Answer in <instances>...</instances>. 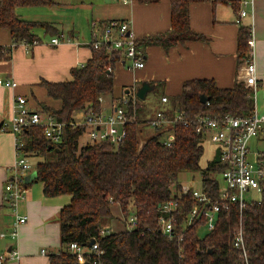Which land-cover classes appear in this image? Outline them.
<instances>
[{
  "label": "trees",
  "instance_id": "16d2710c",
  "mask_svg": "<svg viewBox=\"0 0 264 264\" xmlns=\"http://www.w3.org/2000/svg\"><path fill=\"white\" fill-rule=\"evenodd\" d=\"M200 1L205 0H170V30L136 41L137 51L142 54L147 46L168 48L178 42L201 40L189 26V6ZM54 5L50 0H0V29L9 32L13 47L39 44L35 29L60 36L62 32L52 23L23 20L16 13L18 8ZM249 38L250 26H241L237 40L239 62L246 61L250 52ZM13 47L0 46V62L11 59ZM90 49L87 62L71 69L70 81L40 83L46 96L58 102L59 107L38 104L33 111L65 124L61 143L51 144L41 128H29L21 135L26 156L44 159L34 167L36 179L25 187L39 182L45 197H69L57 218L60 250L48 256L49 264H78L69 245L89 247L91 241L98 246L97 264H264V191L259 200L248 203L241 211L233 205L217 213L214 228L200 236L202 221L187 224L195 202L190 194H182L179 180L181 173H199L207 197L212 202L218 199L217 175L224 167L213 161L205 169L200 167L204 140L196 133L193 122L199 115H249L254 109L251 91L238 82L231 88H218L212 80H188L183 83L181 94L167 98L166 115L184 112L192 125L175 123L167 130L153 129V134L141 143L138 124L145 114L136 98V123L125 127V138L118 145L104 141L79 146L86 127L74 124L73 116L79 112L84 117L97 115L103 101L113 102V69L122 61L117 51ZM200 95L208 97L205 104L200 102ZM149 121L150 118L145 119L147 124ZM170 131L174 140L166 146L163 137ZM172 198L179 200L180 207L174 222L176 235L169 239L160 231L158 205ZM131 215L136 216L137 226L128 230L126 221ZM113 221L116 228L110 227ZM239 230L246 258L233 246Z\"/></svg>",
  "mask_w": 264,
  "mask_h": 264
},
{
  "label": "crops",
  "instance_id": "0c3cea01",
  "mask_svg": "<svg viewBox=\"0 0 264 264\" xmlns=\"http://www.w3.org/2000/svg\"><path fill=\"white\" fill-rule=\"evenodd\" d=\"M50 1L55 4L52 8L61 4L84 6L81 17L89 30L87 40L76 24L65 35L50 22L70 41L55 46L50 44L54 37L51 36L43 43L13 47L9 32L0 29V46L7 49L13 47L11 59L0 62V79L16 83L15 88L0 87V235L4 234V237H0V255L11 249L17 250L20 255L19 259L8 260L4 264H49L48 256L60 250L58 213L69 202L68 196L45 197L42 184L37 189L32 187L36 182L26 186L24 199L17 207V214L26 217V222L19 226L17 238L10 237L14 212L3 202V196L4 186L12 177L14 135L3 126H9L5 122L10 123L14 98H25L30 110L38 109V104L59 107L58 102L46 96L40 83L70 81L71 69L79 68L87 62L92 54L87 44L90 41L92 20L128 21L131 35L136 41L164 34L171 28L170 0H159L156 3L129 0L128 4H123L121 0H88L87 6L82 0ZM241 1L243 0H205L191 3L189 26L202 39L178 42L168 48L147 46L142 51L144 66L141 69L130 71L121 62L116 63L113 69V99L119 98L128 90L136 91L142 83H148L158 91L151 97L158 107L157 111H168L169 101L163 103L162 97L170 98L181 94L185 81L207 79L212 80L218 88L233 87L242 80L244 72V62H239L238 58V31L241 26L249 25L253 30L258 77L256 107L263 109L264 0H252V5L246 7L248 16L238 24L237 12L241 8ZM18 10L20 8L16 13ZM156 84L159 85L158 88ZM115 89L119 91L117 94ZM104 102L102 112L109 114L112 102ZM151 116L149 114L145 119Z\"/></svg>",
  "mask_w": 264,
  "mask_h": 264
},
{
  "label": "built area",
  "instance_id": "2783aa9c",
  "mask_svg": "<svg viewBox=\"0 0 264 264\" xmlns=\"http://www.w3.org/2000/svg\"><path fill=\"white\" fill-rule=\"evenodd\" d=\"M123 4H128L129 0H121ZM252 0L241 1V8L238 10L237 23L248 16L246 7L252 5ZM128 21L112 20L100 22L92 20L90 22V41L87 43L92 49H101L104 47L108 51H117L121 54L123 66L130 71L141 69L144 66L143 56L137 51L136 40L131 35ZM70 41L63 35L54 36L50 44L58 45L62 42ZM37 44V43H34ZM250 48L246 61H244V72L241 83L244 88L251 91L254 102L252 113L246 116L233 117L226 115L222 118L210 117L208 115H199L195 118L193 125L196 133L203 140L208 139L216 148L220 149V163L224 169L220 174L222 187L219 186L218 199L211 201L202 188L193 189L190 186L182 184L181 192L183 195L190 194V198L195 202V206L187 215V224L203 222L208 231L214 228L216 214L227 210L230 206H236L240 211L255 199H251L246 193L254 191L258 196L264 191V150H251L249 143L251 139L261 132L264 137V108L256 107V97L258 89V77L255 63V44L253 39V30L250 26V38L247 41ZM110 70V68H108ZM0 87L15 88L16 83L13 80H1ZM136 91L128 90L125 94L116 98L111 103V112L104 114L102 111L94 116H86L82 125L86 127L85 134L91 142L109 141L118 145L126 135L125 127L128 124L136 123ZM99 101H102L101 99ZM161 101L166 103V97ZM175 123H182L184 127L192 125L185 118V113L181 111L174 112L172 116L166 115V110L156 111L149 121L153 129L167 130ZM78 124V123H74ZM41 128L44 137L51 144H60L62 141V132L64 123L56 121L53 117L37 111L30 110L27 107L26 99L17 96L13 101L12 117L7 129L14 135V163L12 165V177L4 186L3 202L14 212V223L10 232L12 239L17 238V232L20 225L26 222V217L17 214V207L20 201L24 199L26 192L25 177L31 173V165L28 161L23 146L22 133L29 128ZM174 135L170 131L164 140V145L171 146ZM180 203L178 199H170L158 206L159 216L158 224L160 231L167 238H174L176 213ZM137 226V218L134 215L129 216L126 221L128 230ZM101 235L103 232L100 233ZM0 237H4L1 234ZM233 246L239 249L244 258L246 253L244 249L242 232L239 230L234 238ZM88 252H84L83 247L76 243H71L68 250L75 255L78 264H97L95 258L99 256L96 242L87 247ZM44 251H42V254ZM17 250L0 255V264L8 260L19 259Z\"/></svg>",
  "mask_w": 264,
  "mask_h": 264
},
{
  "label": "rangeland",
  "instance_id": "374dc122",
  "mask_svg": "<svg viewBox=\"0 0 264 264\" xmlns=\"http://www.w3.org/2000/svg\"><path fill=\"white\" fill-rule=\"evenodd\" d=\"M75 2H80L81 0H74ZM84 4H88L89 1L91 0H82ZM60 2V1H59ZM62 2V1H61ZM87 6V5H86ZM84 7V6H82ZM80 5H73L69 6L66 4H61L58 7L55 8H49V7H32V8H20V10L17 11V15L23 19V20H30V21H40V22H52L54 23L59 29L63 31V33L66 35L71 29L72 25L76 24V27L80 31L81 35L85 36L86 40L88 39V33L89 30L87 29V26L85 24V20L81 15H83V9ZM75 27V29H76ZM35 33L39 35L41 42H45V39L48 40L49 37H51L50 34H44L41 29H35ZM152 88L147 92L145 98L143 100L139 101V108L142 112H144L145 116L147 115H153L157 110L158 107L155 106V104L152 102L151 97L153 94H157L155 91L154 87L151 86ZM116 91V89H115ZM116 91L115 94H117ZM106 100L105 102H107ZM104 102V103H105ZM149 113V114H148ZM84 119V113L79 112L76 113L73 116V122L80 124ZM9 125V122H5V125ZM138 127L141 130V134L139 136V141L142 143L153 134V128L150 127L149 124L145 122V117L140 119V122L138 124ZM4 128H7L4 126ZM166 138V135L163 137V139ZM90 140L88 139L87 135L85 134L79 142V146L84 145V143L89 142ZM203 146V156L200 161V167L202 169H205L207 164L209 162H212L214 159V152L216 149V146L212 144L208 139L204 140L202 142ZM250 149L253 150H264V137L262 136L261 132H258L250 141L249 143ZM28 161L31 165L30 172L34 170L35 165L44 160L42 157L38 156H28ZM217 179L219 181L220 187H222V180L220 175H217ZM179 180L181 184L190 186L193 189L200 190L201 188V177L199 173H181L179 175ZM41 183L36 182L35 184L32 185L34 186V189H37L40 187ZM26 193V192H25ZM246 195L250 196L251 199L259 200L258 194H256L254 191H251L250 193H246ZM25 196V194H24ZM66 199V198H64ZM115 210H117L115 208ZM116 214V212H115ZM115 226L116 228V223L113 221L110 223V227ZM119 226V225H118ZM207 232L206 227L203 225L198 228V234L200 236L205 235ZM84 252H88L89 249L87 247H83L82 249Z\"/></svg>",
  "mask_w": 264,
  "mask_h": 264
},
{
  "label": "water",
  "instance_id": "95a60500",
  "mask_svg": "<svg viewBox=\"0 0 264 264\" xmlns=\"http://www.w3.org/2000/svg\"><path fill=\"white\" fill-rule=\"evenodd\" d=\"M151 85H149L148 83H142V85L137 88L136 90V96L137 98H139L140 100H143L147 94V92L151 89ZM208 101V97H206L205 95H200V102L205 104ZM2 127V123H0V128ZM214 163H220V149L216 148L215 152H214V159H213ZM37 177V173L36 171H33L31 173H29L26 177H25V183L29 184L31 182H33ZM159 206V205H158ZM94 241H91L89 246L93 244ZM84 264H89V263H84Z\"/></svg>",
  "mask_w": 264,
  "mask_h": 264
}]
</instances>
